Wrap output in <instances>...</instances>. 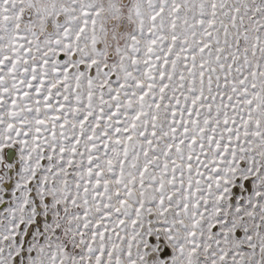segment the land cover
Returning a JSON list of instances; mask_svg holds the SVG:
<instances>
[{
    "label": "snow or ice",
    "instance_id": "1",
    "mask_svg": "<svg viewBox=\"0 0 264 264\" xmlns=\"http://www.w3.org/2000/svg\"><path fill=\"white\" fill-rule=\"evenodd\" d=\"M0 264H264V0H0Z\"/></svg>",
    "mask_w": 264,
    "mask_h": 264
}]
</instances>
